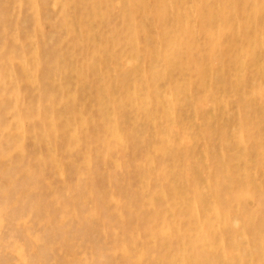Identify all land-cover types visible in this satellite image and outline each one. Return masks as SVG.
<instances>
[{"label":"rangeland","instance_id":"rangeland-1","mask_svg":"<svg viewBox=\"0 0 264 264\" xmlns=\"http://www.w3.org/2000/svg\"><path fill=\"white\" fill-rule=\"evenodd\" d=\"M70 1L72 0H35L38 9L34 13L29 0H0V10L5 15L0 23V32L7 31V37L1 39V43L7 46L14 45L10 38L17 32L20 33V40L24 42H26V35L28 37L32 35L34 42L42 40L44 35L43 39L46 41L42 47L39 46L37 49L42 58V64L37 74L38 79L42 87L48 85L54 92L56 90L55 93L60 99L55 110H58L57 112L64 121L69 120L73 128L74 126L75 129L79 128L83 143L82 146L72 149L70 139V135L73 133L72 128L65 129L67 135L55 142V153L63 168L62 175H57V171L54 172L56 169L52 168L50 163H46L43 166V177L34 180L35 188L32 193L23 194L17 201L16 198L10 196L11 194L6 195V192H0V203L5 202L4 205L12 210L15 208V211L22 207L28 208L25 202L42 198L48 207L47 217L49 218L47 220L39 216L42 214L28 213L23 221L18 220V217L11 218L10 214L13 211L11 210L10 213L9 209L5 210L1 216L3 225L0 227V264H126L125 252L115 249L118 240L126 242L127 246L129 245V250L142 253L141 262L179 264L188 256L181 244L195 243L196 225L207 219L217 223L218 232H223V234L221 233L223 236L222 246L225 249L228 248L230 238L227 227L230 222L240 221L237 218L239 210H246L257 215V223H259L255 227V235L251 226H245L244 231L239 234L237 241L240 246L250 247L248 261L241 264H264V245L261 259L258 256V251L253 248L258 238L264 239V75H262L264 74L262 71L264 64V9L255 15L252 13L253 8L251 9V7L255 2H258L257 0H148L149 2L144 0L143 6L132 2L128 12H130L135 26L138 24L141 27L137 26L136 42L130 43L127 38L128 34L125 32H128V24L131 19L128 17L129 15L123 16L120 13L117 6L119 0H116V3L115 0H100L98 3L107 1L109 5L105 16L95 20L88 13V0L72 1V3ZM65 4H68L66 6L68 10L64 8ZM81 5H84L85 9ZM161 5L166 7L168 12L160 11L163 9L160 8ZM243 7L245 11L240 10ZM173 8L179 11V14L174 11L176 16L171 13ZM180 11L182 15H180ZM79 14H84L85 17L88 16L92 20H87V27L85 26L83 29L76 25V16ZM177 16L179 20H177ZM38 17L39 19H37ZM65 18L75 21L71 20L74 23L72 32L63 29L62 21ZM246 19H248V23H251L243 25ZM91 22H93V26ZM37 24L42 26L39 32H37ZM32 27L35 28L32 29ZM50 34H52L51 37ZM85 35L88 37L86 38ZM115 37H118L119 41L112 46L110 38ZM65 38L66 40H64ZM101 48L104 50L102 51ZM172 48L176 51L173 52ZM95 50L96 57L91 60L92 64L89 66V70L84 73V77L80 78L75 73H69L66 79L62 78L61 80L60 77L55 81L48 79L47 72L54 68L56 63H60L63 67L69 64L75 69L86 63L87 54H95ZM209 52L210 54H207ZM241 52L244 53L241 54ZM121 53L126 55L125 60H121ZM68 54L71 56L70 58H66ZM211 59L215 60L217 64L212 65L214 62ZM126 63L131 64L129 68L134 74H130L124 83V89H120L116 86V80L122 68L124 70ZM202 65L206 66L207 70L201 69ZM209 65L213 68H209ZM103 83H109L110 90L107 97L109 99L117 98L118 104L103 105L100 102L99 90ZM24 85L23 102L28 99L36 100L39 95L37 87ZM65 85L70 88L72 95L62 93ZM154 91L159 92V97L153 95ZM143 110L146 111L143 112ZM13 115L14 113H10V111L2 114L0 129H4V126L9 122H14ZM202 117L204 119H201ZM191 119H193L192 122ZM38 127H40L39 122L27 120L25 131L28 134L25 137L19 136L23 148L26 150L25 159H21L18 154L11 155L9 159L0 158L1 171L6 169L4 167L6 164H10L13 170L19 171L20 159L34 168L38 167L35 155H46L49 152L48 146L32 134ZM112 128H116V134L112 133ZM197 130L200 134L197 133ZM206 137L208 138L206 139ZM243 150L247 163L239 160V164H242L248 171L252 183L256 186V191L254 189L251 198H244L243 201L233 205L230 212L223 217L225 225L222 226L219 224L221 217L214 213L215 197L219 186L215 177L223 166L229 165V160L241 156ZM87 159L90 162V169L86 171L84 181L79 182L76 170L79 169L78 167L85 170ZM172 162L174 164H170ZM237 164L238 162H236ZM21 178L22 175H18L16 180L20 181ZM5 182V178L0 174V186L4 189L6 188ZM236 184H234V188L237 187ZM200 195L205 201L203 207H193L192 210L189 209L192 212H189L186 203H192ZM57 196L65 201L71 200V202L64 209L60 208L57 206ZM8 199L10 200L8 201ZM139 199L143 205L140 204ZM183 203L185 206L181 205ZM80 208L82 209L80 210ZM117 208L121 209L120 221L113 213ZM103 209L107 212L103 213ZM234 209L236 210L234 211ZM178 219L183 221L181 223L183 227H180V230L177 229ZM164 227L169 229L168 236L162 232ZM32 236L37 237L38 241L33 240ZM35 242L36 244H34ZM12 244H19L21 252L24 257L28 258V262L25 263L19 259L12 249ZM204 249L205 251L201 252L206 254L209 263L218 264L214 260L215 252L207 248ZM180 257L181 260H179ZM185 264H189V261L187 260Z\"/></svg>","mask_w":264,"mask_h":264},{"label":"bare ground","instance_id":"bare-ground-1","mask_svg":"<svg viewBox=\"0 0 264 264\" xmlns=\"http://www.w3.org/2000/svg\"><path fill=\"white\" fill-rule=\"evenodd\" d=\"M32 4L31 8L34 10V13L37 11L38 9V5H36L35 0H29ZM37 1V0H36ZM74 2H77L78 0H72ZM72 1H70V3H72ZM100 0H88V13L90 15V17L92 19H100V17L105 16V13L107 12L106 9L108 8V3L107 1H103L101 3H98ZM147 2H149L148 0H146ZM167 1V0H165ZM169 1V0H168ZM187 1V0H186ZM258 2H255L254 5L251 7V9L253 10L252 13L257 14L258 12H260V10L264 9V0H257ZM60 2V1H59ZM63 2V1H62ZM132 2H137L139 6H143L144 5V0H119L117 6L119 7V11L123 16H128L131 19L130 16V12H128L130 6H132ZM214 2V1H213ZM18 3V2H16ZM116 3V0H115ZM166 3V2H165ZM181 3V2H180ZM248 3V2H247ZM4 4V3H3ZM64 4V3H62ZM61 4V5H62ZM150 4V3H149ZM172 4V3H171ZM168 5V4H167ZM185 5V4H184ZM188 5V4H187ZM233 5V3H232ZM63 6V5H62ZM68 6V4L64 6L65 10H68L66 7ZM75 6V5H74ZM157 6V5H156ZM245 8L246 5L244 4ZM248 6V5H247ZM81 7L83 9H85L84 5H81ZM80 7V8H81ZM170 7V6H169ZM184 7V6H183ZM164 13L168 12L167 8L164 7L163 5H161L160 7ZM180 8V7H177ZM188 8V7H185ZM193 8V7H192ZM239 8V7H238ZM244 8V7H243ZM240 8V10H244L245 8ZM70 9V8H69ZM72 9V8H71ZM182 9V8H181ZM64 10V11H65ZM74 10V9H73ZM149 10V9H148ZM158 10V9H157ZM156 10V11H157ZM170 10V9H169ZM173 11H171L172 15H174V13L178 12V9H172ZM198 10V9H196ZM224 10V9H223ZM239 11V9H237ZM75 11V10H74ZM106 11V12H105ZM175 11V12H174ZM182 11V10H181ZM180 11V15H182ZM186 11V9H185ZM191 11V10H190ZM212 11V10H211ZM31 12V11H30ZM39 12V11H38ZM56 12V11H55ZM54 12V14H55ZM83 12V11H82ZM209 12V11H208ZM213 12V11H212ZM262 12V11H261ZM67 13V11H66ZM65 13V14H66ZM149 13V12H148ZM155 13V12H154ZM163 13V14H164ZM184 13V12H183ZM234 13L235 10H234ZM33 14V13H32ZM53 14V15H54ZM62 14V13H61ZM73 14V13H72ZM147 14V13H146ZM145 14V15H146ZM151 14V13H150ZM153 14V13H152ZM245 14V13H244ZM38 15V14H37ZM162 15V14H161ZM170 15V14H169ZM177 14H175L174 16H176ZM179 15V17H181ZM261 15V14H259ZM10 16V15H9ZM155 16V15H154ZM163 16V15H162ZM225 16V15H224ZM5 15L1 12L0 10V23L3 21ZM7 17V16H6ZM33 17V16H32ZM37 17V16H36ZM76 25L80 28L83 29L86 26V22L88 21H92L90 18H88V16L85 17L84 14H79L78 16H76ZM177 16V20H179V18ZM9 18V17H8ZM35 18V17H34ZM59 18V17H58ZM144 18V17H143ZM162 18V17H161ZM209 18V17H208ZM248 18V17H247ZM36 19V18H35ZM39 19V17L37 18ZM63 19V18H62ZM70 18H65L62 21V27L63 29H66L68 32H72L74 27L73 26V22L74 20H69ZM109 19V18H107ZM264 19V18H263ZM142 20V19H141ZM140 20V21H141ZM147 20V19H146ZM165 20V19H164ZM216 21V19H214ZM38 21V20H37ZM40 21V20H39ZM56 21V20H55ZM60 21V20H59ZM101 21V20H100ZM149 21V20H148ZM168 21V20H167ZM181 21V20H180ZM222 21V20H221ZM238 21V20H237ZM264 21V20H263ZM41 22V21H40ZM47 22V21H46ZM75 22V21H74ZM157 22V21H156ZM171 22V21H170ZM174 22V21H173ZM256 22V21H255ZM39 23V22H38ZM53 23V22H52ZM56 23V22H55ZM143 23V22H142ZM181 23V22H180ZM202 23V22H201ZM233 23V22H232ZM241 23V22H240ZM251 23V22H249ZM248 19H246L243 23V25H248ZM263 23V22H262ZM93 24V22H91V25ZM99 24V23H98ZM140 24V23H139ZM144 24V23H143ZM239 24V23H238ZM255 24V23H254ZM12 25V24H11ZM23 25V24H22ZM90 25V26H91ZM174 25V23H173ZM93 26V25H92ZM128 32L126 31L125 33H127V38L130 41V43H135L136 42V37H137V32H138V27H141L140 25L134 24V21L129 22L128 24ZM138 26V27H137ZM188 26V25H186ZM206 26V25H205ZM213 26V25H212ZM235 26V25H234ZM1 27H3L1 25ZM6 27V26H4ZM16 27V26H15ZM57 27H59L57 25ZM87 27V26H86ZM98 27V26H97ZM100 27V26H99ZM189 27V26H188ZM203 27V26H202ZM246 27V26H245ZM245 27L243 28V31L245 29ZM263 27V25H262ZM9 28V27H8ZM26 28V27H25ZM24 28V29H25ZM35 27H32V29ZM37 32H39L40 28H42V26L40 24H37ZM60 28V27H59ZM93 28V27H92ZM102 28V27H101ZM148 28V27H147ZM161 28V27H160ZM204 28V27H203ZM222 28V27H221ZM234 28V27H233ZM240 28V27H239ZM247 28V27H246ZM249 28V27H248ZM259 28V27H258ZM10 29V28H9ZM15 29V28H14ZM55 29V27H54ZM190 29V28H188ZM202 29V28H201ZM223 29V28H222ZM231 29V28H230ZM242 29V28H240ZM257 29V28H256ZM5 30V28H4ZM27 30V29H26ZM45 30V29H43ZM58 30V29H56ZM85 30V29H84ZM147 30V29H146ZM149 30V29H148ZM234 30V29H233ZM238 30V29H237ZM14 31V30H13ZM83 31V30H82ZM93 31V29H92ZM118 31V30H117ZM204 31V30H203ZM241 31V30H240ZM263 31V30H262ZM2 32V31H1ZM0 32V118L2 117L3 113H8L10 111L14 113V115L12 116V118L14 119V122H9L8 124H6L4 126V129H0V158L2 159H9V157L13 154H18L20 155L21 159H25L26 156V150H24L23 145L21 140L19 139V136H24L26 134H28L25 131V123L27 122V120H35L37 122L40 123V127L36 128L35 131H33L35 136H37V138L42 141L44 144H46L49 148V152L46 155H42V154H37L35 155V160L37 161L38 167L34 168L29 164H26L25 162H22V160L20 159L21 163H20V167L18 168L19 171H15L11 168L10 164H6L4 167L6 169H3V171H1L0 169V174L3 175V177L5 178L6 182H5V189L0 186V192L5 193L6 195L11 194L10 196H13V198L18 201L20 199V196H23V194H28V193H32V191L35 188V182L34 180L36 178H42L43 177V166L46 165V163H50L52 168L56 169L54 170L57 171V175H62L63 174V168L61 166V163L58 159V157L56 156V151H55V142L63 137L66 136V131L65 129L68 128H72L73 133L70 135V139L72 142V149L80 147L83 145L82 141H81V137H80V133H79V128L75 129L76 127L74 126V128L71 125V122L69 120L64 121L63 117L55 110L56 104L59 101L60 97H58V95L52 90V87L49 88L48 85L42 87L40 80L38 79V71L40 70V65L42 64V58L40 53L37 51L39 46H43L45 43V39L44 35L42 36V40L34 42L33 38L29 35H26V42L21 41L20 40V33H14L12 34L11 38L12 39V43H14V45H4L1 43V39H4V37L7 34V31L5 30L3 33ZM10 32V31H9ZM28 32V30H27ZM42 32V31H41ZM95 32V30H94ZM144 32V31H143ZM193 32V31H192ZM234 32V31H233ZM250 33H252L249 30ZM60 34V32H58ZM86 33V32H85ZM147 33V32H146ZM229 33V32H228ZM246 33V32H245ZM24 34V33H23ZM30 34V33H28ZM31 34H33L31 32ZM43 34V32L41 33ZM75 34V33H74ZM179 34V33H178ZM214 34V33H213ZM247 34V33H246ZM40 35V34H38ZM37 35V36H38ZM52 34H50L51 37ZM110 35V34H109ZM113 35V34H111ZM118 35V34H117ZM235 35V34H234ZM264 35V34H263ZM66 36V35H65ZM86 36V35H85ZM120 36V34H119ZM163 36V35H162ZM223 36V35H222ZM261 36V35H260ZM7 37V36H6ZM9 37V35H8ZM39 37V36H38ZM67 37V36H66ZM70 37V36H69ZM88 37V35L86 36V38ZM95 37V36H94ZM237 37V36H236ZM64 38V37H63ZM170 38V37H169ZM225 38V37H224ZM247 38L249 39V36H247ZM246 38V40H247ZM253 38V37H252ZM260 38V37H259ZM6 39V38H5ZM118 37L115 38H110V43H112L111 45L113 46L114 44H116L119 40ZM139 39V38H138ZM176 39V38H175ZM194 39V38H193ZM207 39V38H206ZM213 39V37H212ZM256 39V38H255ZM258 39V38H257ZM28 40V42H27ZM66 40V38L64 39ZM109 41V39H107ZM127 40V41H128ZM171 40V38H170ZM169 40V41H170ZM209 40V39H208ZM211 40V39H210ZM218 39H216L217 41ZM253 40V39H251ZM126 41V42H127ZM128 41V42H129ZM219 41V40H218ZM4 42V41H3ZM39 42V43H38ZM49 42V40H48ZM208 42V41H207ZM221 42V41H220ZM258 43V41H256ZM260 42V41H259ZM50 43V42H49ZM140 43V42H139ZM167 43H169L167 41ZM234 43V42H233ZM7 44V43H6ZM97 44V43H96ZM127 44V43H126ZM199 44V43H198ZM259 44V43H258ZM34 45V46H32ZM47 45V44H46ZM128 45V44H127ZM134 45V44H133ZM57 46V45H56ZM136 46V45H135ZM68 47V46H67ZM66 47V48H67ZM109 47V46H108ZM36 48V49H35ZM45 48V47H44ZM65 48V50H66ZM104 48V47H103ZM139 48V47H138ZM137 48V49H138ZM141 48V47H140ZM144 48V47H142ZM146 48V47H145ZM69 49V48H68ZM106 49V48H105ZM134 49V48H133ZM218 49V48H217ZM264 49V48H263ZM101 50L103 51L104 49L101 48ZM173 52L176 51L175 49H171ZM227 50V49H226ZM230 50V49H229ZM255 50V49H254ZM261 50V49H260ZM100 51V50H99ZM169 51V50H168ZM242 51V49H241ZM64 52V51H63ZM62 52V53H63ZM159 52V50H158ZM51 53V52H50ZM244 53V52H243ZM241 52V54H243ZM247 53V51H246ZM122 54V53H121ZM207 54H210L207 53ZM57 55V54H56ZM246 55V54H244ZM71 56L68 54L66 56V58H70ZM96 57V50H95V54H87V62L84 63L83 65L76 67L75 69L72 68V66L70 67L69 64H67L66 66H61L60 63H56L55 67L50 69L47 72V76L48 79L50 78L51 81H55L58 77L63 79H66V77L69 75V73H75L76 75H78L80 78L84 77V73L87 72L89 70V66H91V60L95 59ZM106 57V56H105ZM121 57V56H120ZM246 57V56H245ZM216 58V57H215ZM214 58V59H215ZM256 58V57H255ZM44 59H46L44 57ZM118 59V58H117ZM115 59V60H117ZM125 60L126 59V55L122 54L121 60ZM212 60V59H211ZM217 60V58L215 59ZM212 60V62H214L212 65H216L217 63H215L216 61ZM241 60V59H240ZM243 60V59H242ZM263 61V60H262ZM44 62V61H43ZM58 62V61H55ZM78 62V61H77ZM218 62V61H217ZM76 63V62H75ZM261 63V62H260ZM80 64V63H79ZM259 64V63H258ZM131 65V64H130ZM130 65L128 63L125 64L124 70L122 68V71L119 72L117 80H116V86L120 89H124V83L126 81V79L130 76V74H134L133 71L129 68ZM199 65V64H198ZM197 65V66H198ZM206 65V64H205ZM236 65V64H235ZM243 65V64H242ZM238 66V65H237ZM240 66V65H239ZM212 66L209 65V68H211ZM243 67V66H240ZM261 67V66H260ZM263 70L264 71V64L262 65ZM133 68V67H132ZM201 69H205L207 70L206 66L202 65L200 67ZM208 68V69H209ZM213 68V67H212ZM234 68V67H233ZM239 69V68H238ZM242 69V68H241ZM93 70V69H92ZM121 70V67H120ZM240 70V69H239ZM238 70V71H239ZM217 72V71H216ZM236 72V71H235ZM165 74V73H164ZM205 74V72H204ZM219 75V74H218ZM264 75V74H262ZM212 76V75H211ZM72 78V77H71ZM177 79V78H176ZM60 80V79H59ZM119 80V81H118ZM182 80V79H181ZM70 81V80H69ZM66 82V81H65ZM52 83V82H51ZM59 83V82H58ZM63 83V82H62ZM80 83V82H79ZM181 83V82H180ZM179 83V84H180ZM183 83V82H182ZM24 84H28L31 87H37L38 91H39V95L38 98L36 100L31 99V100H27L25 102H23V96H24V90L23 87L25 86ZM161 84V83H159ZM175 84V83H174ZM264 85V84H263ZM166 86V85H165ZM62 87V86H61ZM60 87V88H61ZM84 88V87H83ZM161 88V87H160ZM165 88V87H164ZM163 88V89H164ZM74 89V88H73ZM76 89V87H75ZM87 89V88H86ZM180 89V88H179ZM81 90V89H80ZM109 90H110V85L109 83H103L102 88L99 90V100L103 105H116L119 103L117 98H113V99H109L108 94H109ZM127 90V89H126ZM164 91V90H163ZM178 91V90H177ZM76 92V91H75ZM62 93L64 95H72V92L70 90V88L65 85L63 87ZM180 93V92H178ZM88 94V93H87ZM60 95V94H59ZM85 95V94H84ZM83 95V96H84ZM131 95V94H130ZM153 95H155L156 97L159 95L158 91H154ZM164 95V94H163ZM92 96V95H90ZM95 96V94H94ZM32 98V96H30ZM111 97V96H110ZM159 97V96H158ZM25 98V97H24ZM93 98V97H92ZM95 98V97H94ZM177 98V96H176ZM75 99V98H74ZM78 99V98H77ZM232 99V98H231ZM171 102V101H170ZM79 103V102H78ZM190 103V102H189ZM193 103V101H192ZM129 104V103H128ZM58 105V104H57ZM92 105V104H91ZM127 105V102H126ZM194 105V104H193ZM74 106V105H73ZM130 107V106H129ZM189 108V107H188ZM59 109V108H58ZM74 109V108H73ZM196 109V108H195ZM70 110H71V106H70ZM128 110V109H127ZM187 110V109H186ZM197 110V109H196ZM66 111V110H65ZM74 111V110H73ZM87 111V110H86ZM125 111V110H124ZM146 110H143V112ZM154 111V110H153ZM159 111V110H158ZM120 112V111H119ZM133 112V111H132ZM142 112V111H141ZM73 113V112H72ZM127 113V112H126ZM135 113V112H134ZM190 113V112H189ZM89 114V112H88ZM124 114V113H123ZM133 114V113H132ZM188 114V113H187ZM6 115V114H5ZM74 115V114H73ZM179 115V114H178ZM184 115V114H183ZM189 115V114H188ZM9 116V115H8ZM124 116V115H123ZM122 116V117H123ZM234 116V115H232ZM10 117V116H9ZM132 117V116H131ZM134 117V116H133ZM142 117V116H141ZM187 117V116H186ZM201 117V116H200ZM11 118V117H10ZM171 118V117H170ZM94 119V118H93ZM201 119H204L203 117ZM121 120V119H120ZM119 120V121H120ZM193 119H191L192 122ZM12 121V120H10ZM108 121V120H107ZM234 121V120H233ZM232 121V122H233ZM138 122V121H137ZM161 122V121H160ZM159 122V123H160ZM92 123V122H91ZM94 123V122H93ZM143 123V122H142ZM147 123V122H146ZM158 123V124H159ZM172 123V122H171ZM234 123V122H233ZM78 124V123H77ZM120 124V123H119ZM154 124V122H153ZM178 124V123H177ZM203 124V123H202ZM197 125V124H196ZM208 125V124H207ZM236 125V124H235ZM239 125V124H238ZM242 125V124H241ZM240 125V126H241ZM114 126V125H112ZM160 127V126H159ZM28 129V127H26ZM121 128V127H120ZM129 128V127H128ZM162 128V127H161ZM215 128V127H214ZM130 129V128H129ZM195 129V128H194ZM206 129V128H205ZM213 129V128H212ZM241 129V127H240ZM261 129V128H260ZM70 130V129H69ZM112 133L116 134V128H112ZM124 130V129H123ZM220 131H222L221 129H219ZM235 130V129H233ZM238 130V129H237ZM25 131V132H24ZM28 131V130H27ZM157 131V130H156ZM173 131V128H172ZM198 131V130H197ZM224 131V130H223ZM70 132V131H69ZM209 132V131H208ZM236 132V131H235ZM242 132V131H241ZM261 132V131H260ZM264 132V130H263ZM199 133V131L197 132ZM211 133V132H210ZM135 134V133H134ZM148 134V133H147ZM200 134V133H199ZM208 134V133H207ZM212 134V133H211ZM263 134V133H262ZM112 135V134H111ZM182 135V134H181ZM110 136V135H109ZM207 136V135H206ZM111 137V136H110ZM173 137V136H172ZM189 137V136H188ZM195 137V136H194ZM209 138H211V136H208ZM206 137V139L208 138ZM32 138V137H31ZM174 138V137H173ZM183 138V137H182ZM192 138V137H191ZM104 139V138H103ZM155 139V138H153ZM190 139V138H189ZM224 139V138H223ZM37 140V139H36ZM137 140V139H136ZM235 140V139H234ZM38 141V140H37ZM70 141V140H69ZM104 141V140H103ZM135 141V140H134ZM155 141V140H154ZM194 141V140H193ZM244 141V140H243ZM89 142V141H88ZM116 142V140H115ZM131 142V141H130ZM208 142V140H207ZM222 142V141H221ZM240 142V141H239ZM117 143V142H116ZM115 143V144H116ZM127 143V141H126ZM216 143V142H215ZM214 143V144H215ZM58 144V143H57ZM98 144V143H97ZM112 144V143H111ZM118 144V143H117ZM116 144V145H117ZM197 144V142H196ZM201 144V143H200ZM199 144V145H200ZM243 144V143H242ZM254 144V143H253ZM59 145V144H58ZM57 145V146H58ZM89 145V144H88ZM129 145V144H128ZM137 145V144H136ZM153 145V144H152ZM157 146V145H156ZM191 146V145H190ZM202 146V145H201ZM215 146V145H214ZM45 147V146H44ZM43 147V148H44ZM99 147V146H98ZM136 147V146H135ZM134 147V149H135ZM195 148V146H193ZM60 148V147H59ZM63 148V146H62ZM100 148V147H99ZM107 148V147H106ZM167 148V147H166ZM192 148V147H191ZM211 148V147H210ZM239 148V147H238ZM256 148V147H255ZM26 149V148H25ZM127 149V148H126ZM133 149V151H134ZM232 149V148H231ZM245 149V146H244ZM30 150V149H29ZM94 150V149H93ZM192 150V149H191ZM152 151V150H151ZM196 151V150H195ZM37 152V151H36ZM64 152V151H63ZM94 152V151H93ZM129 152V151H128ZM131 152V151H130ZM212 152V151H211ZM216 152V151H214ZM220 152V151H219ZM34 153V152H33ZM32 153V154H33ZM78 153V152H77ZM169 153V152H168ZM224 153V152H223ZM234 153V152H233ZM232 153V154H233ZM129 154V153H128ZM142 154V153H141ZM210 154V152H209ZM225 154V153H224ZM148 155V154H146ZM153 155V154H152ZM168 155V154H167ZM253 155V154H252ZM59 156V155H58ZM74 156V155H73ZM77 156V155H76ZM150 156V155H149ZM161 156V155H160ZM222 156V155H221ZM226 156V155H225ZM60 157V156H59ZM80 157V156H79ZM14 158V157H13ZM62 158V157H61ZM67 158V157H66ZM143 158V157H142ZM226 158V157H225ZM15 159H17L15 157ZM76 159V157H75ZM162 159V158H160ZM68 160V159H67ZM108 160V159H107ZM128 160V159H127ZM189 160V158H188ZM238 160V161H237ZM239 160H243L242 162L247 163V160L245 158V153L244 150L242 151V155L238 156V158H233L231 160H229V165L228 166H223V168L218 172V175H216L215 177V181L218 182L219 186L216 192V197H215V203H214V213L219 215L221 217L220 219V225L224 226L225 222L223 217L230 212V210L232 209L233 205L239 201H243L244 198H251V195L255 189L256 186H254V184L251 181L250 175L248 173L247 170H245V167L242 166V164H239ZM24 161V160H23ZM106 161V160H105ZM121 161V160H120ZM133 161V160H132ZM137 161V160H136ZM35 162V161H34ZM95 162V161H93ZM97 162V161H96ZM123 162V161H121ZM139 162V161H138ZM167 162V161H166ZM236 162H238V164L236 165ZM240 162V163H242ZM5 163V162H4ZM73 163V162H72ZM76 163V162H75ZM86 166H85V170L81 169L80 167H78L79 169L76 170L77 174H78V180L79 182L84 181L85 176H86V171L90 169V162L88 161V159L86 160ZM100 163V162H99ZM134 163V162H133ZM216 163V162H215ZM77 164V163H76ZM170 164H174L173 162ZM213 164V163H212ZM221 164V163H218ZM250 164V163H249ZM66 165V164H65ZM103 165V164H101ZM111 165V163H110ZM188 165V164H187ZM73 166V165H72ZM162 166V165H161ZM249 166V165H248ZM82 167V166H81ZM84 167V166H83ZM110 167V166H109ZM177 167V166H176ZM212 167V166H211ZM46 168V167H45ZM65 168V167H64ZM73 168V167H72ZM106 168V167H105ZM104 168V169H105ZM220 168V166H219ZM71 169V168H70ZM109 169V168H108ZM120 169V168H119ZM202 169V168H201ZM247 169V168H246ZM255 169V168H254ZM123 170V169H122ZM135 170V169H134ZM200 170V169H199ZM50 171V169H49ZM137 171V170H135ZM147 171V170H146ZM159 171V170H158ZM201 171V170H200ZM215 171V170H214ZM256 171V169H255ZM74 172V169H73ZM148 172V171H147ZM173 172V171H172ZM175 172V171H174ZM184 172V171H183ZM202 172V171H201ZM104 173V172H103ZM222 173V175H221ZM52 174V173H51ZM171 174V173H170ZM179 174V173H178ZM202 174V173H201ZM254 174V173H253ZM21 176L22 178L20 181L16 180L17 176ZM149 175V173H148ZM195 175V174H194ZM211 175V174H210ZM258 175V174H257ZM54 176V175H53ZM92 176V175H91ZM102 176V175H101ZM109 176V175H108ZM180 176V175H179ZM200 176V175H199ZM255 176V175H254ZM63 178V177H62ZM115 178V177H114ZM255 178V177H254ZM53 179V178H52ZM58 179V178H57ZM64 179V178H63ZM112 179V178H111ZM128 179V177H127ZM136 179V178H135ZM157 179V177H156ZM175 179V178H174ZM212 179V178H211ZM214 179V178H213ZM40 180V179H39ZM65 180V179H64ZM133 180V179H132ZM158 180V179H157ZM197 180V179H196ZM201 180V179H200ZM63 181V180H62ZM61 181V182H62ZM110 181V180H109ZM139 181V180H138ZM173 181V180H172ZM184 181V180H183ZM18 182V183H17ZM48 182V181H46ZM154 182V181H153ZM175 182V181H174ZM203 182V181H202ZM43 183V182H41ZM64 183V182H63ZM145 183V182H144ZM204 183V182H203ZM215 183V182H213ZM236 184L237 187L234 188V184ZM51 185V184H50ZM58 185V184H57ZM62 185V184H61ZM64 185V184H63ZM67 185V184H66ZM72 185V184H71ZM75 185V184H74ZM87 185V184H86ZM139 185V184H138ZM137 185V186H138ZM39 187V185H37ZM124 186V185H123ZM151 186V185H150ZM183 186V185H182ZM181 186V187H182ZM212 186V185H211ZM43 187V186H42ZM58 187V186H57ZM110 187V186H109ZM224 187V189H223ZM71 188V187H70ZM85 188V187H84ZM96 188V187H95ZM94 188V190H95ZM98 188V187H97ZM165 188V187H164ZM175 188V187H174ZM194 188V187H193ZM202 188V187H201ZM39 189H41L39 187ZM46 189V187H45ZM48 189V188H47ZM92 189V188H90ZM123 189V188H122ZM125 189V188H124ZM168 189V188H167ZM185 189V188H184ZM208 189V188H207ZM260 189V187H259ZM257 189V190H259ZM7 190V191H6ZM58 190V188H57ZM63 190V188H62ZM76 190V189H75ZM79 190V189H78ZM87 190V189H86ZM98 190V189H97ZM96 190V191H97ZM106 190V189H105ZM109 190V189H108ZM186 190V189H185ZM188 190V189H187ZM262 190V189H261ZM52 191V190H51ZM49 191V192H51ZM110 191V190H109ZM180 191V190H179ZM202 191V190H201ZM256 191V189H255ZM41 192H43L41 190ZM100 192V191H99ZM108 192V191H107ZM117 192V191H116ZM181 192V191H180ZM186 192V191H185ZM46 193V192H45ZM76 193V192H75ZM133 193V192H132ZM205 193V192H204ZM213 193V192H212ZM67 194V193H66ZM102 194V193H101ZM105 194V193H104ZM150 194V193H149ZM37 195V194H36ZM51 195V194H50ZM92 195V194H90ZM128 195V193H127ZM130 195V194H129ZM133 195V194H131ZM153 195V194H151ZM172 195V194H171ZM9 196V197H10ZM30 196V195H29ZM109 196V195H108ZM174 196V195H173ZM208 196V195H206ZM253 196V195H252ZM36 198V196H34ZM106 197V196H105ZM104 197V198H105ZM167 197V196H166ZM175 197V196H174ZM79 198V197H78ZM120 198V197H119ZM209 198V197H208ZM254 198V197H253ZM49 199V198H48ZM47 199V200H48ZM68 199V198H67ZM74 199V198H73ZM93 199V198H92ZM155 199V198H154ZM168 199V198H167ZM6 200V199H5ZM10 199H8L9 201ZM29 200V199H28ZM50 200H52L50 198ZM57 206L60 208H65L67 206V204H69L71 202V200L69 201H65L61 198H59L57 196ZM96 200V199H95ZM107 200V199H105ZM124 200V199H123ZM157 200V198H156ZM178 200V199H177ZM99 201V200H98ZM108 201V200H107ZM116 201V200H115ZM246 201V200H245ZM254 201V200H253ZM74 202V201H73ZM88 202V201H87ZM140 202V199H139ZM204 199L203 196L200 195L199 198H197L196 200H194L192 203H186V206L188 207V211L192 212L190 210L193 209V207H203L204 204ZM209 202V201H208ZM263 202V201H262ZM19 203V202H18ZM118 203V202H117ZM157 203V202H156ZM169 203V202H168ZM171 203V202H170ZM182 203V202H181ZM4 203H0V227H2L3 225V218H1V216L4 214L5 210L9 209L8 206L4 205ZM17 204V203H16ZM26 206L28 208H20L18 210H14L15 208L9 209L10 213L11 210L13 211L10 214L11 218H16L18 217V220H23L24 218H26V215L28 213L30 214H42L39 215L42 218L47 219V211H48V207L46 206V204L42 201V198H38L36 200H31V202H25ZM24 204V205H25ZM28 204V205H27ZM54 204V203H53ZM124 204V203H123ZM122 204V205H123ZM127 204V203H126ZM132 204V203H131ZM141 205L142 202H140ZM206 204V203H205ZM258 204V203H257ZM93 205V203H92ZM95 205V204H94ZM108 205V204H107ZM154 205V204H153ZM157 205V204H156ZM181 205H184L181 204ZM209 205V204H208ZM259 205V204H258ZM54 206V205H53ZM82 206V205H81ZM87 206H89L87 204ZM135 206V204H134ZM180 206V205H179ZM185 206V205H184ZM255 207V206H254ZM258 207V206H257ZM68 208V207H67ZM183 208V207H182ZM259 208V207H258ZM82 208H80L81 210ZM142 209V208H141ZM140 209V210H141ZM145 210L147 209L144 208ZM190 209V210H189ZM84 210V209H83ZM210 210V209H209ZM236 209H234L235 211ZM167 211V210H165ZM240 212L237 213V218L240 221H234V222H230V224L227 227V232H228V237L230 238V246L228 248H224L222 246V239H223V232L221 231L220 233L218 232L217 228V223L215 224L212 220L207 219L204 222H201L199 225H196L195 231H197V234L195 236L196 241L193 244H181L182 249H184V252L186 253L187 259L182 260L179 264H185V262L188 260L189 264H210L209 261L207 260L206 254L202 253L201 251H205L204 248L210 249V251H214L215 252V258L214 260L218 263V264H241L244 261H248V252H250V247H243L240 246V244L238 243L237 239L239 237V234L242 233V231H244L245 226H251L252 227V231H254V235H255V227H257V221H258V216L254 215L252 213L247 212L246 210H239ZM107 212V210L103 209V213ZM253 212V211H252ZM101 213V212H100ZM112 213V212H111ZM113 213L116 214V219H118L119 221L121 220V209L117 208L113 211ZM148 213V212H147ZM259 213V212H257ZM87 214V213H86ZM85 214V215H86ZM124 214V213H123ZM141 214V213H140ZM182 214V213H181ZM84 215V216H85ZM126 215V214H125ZM147 215V214H146ZM184 215V213H183ZM182 215V216H183ZM30 216V215H29ZM32 216V215H31ZM69 216V215H68ZM83 216V215H82ZM108 216V215H107ZM170 216V215H169ZM180 216V215H179ZM98 217V216H97ZM145 217V216H144ZM156 217V215H155ZM235 217V215H234ZM10 218V219H11ZM29 218V217H27ZM40 218V217H38ZM67 218V217H65ZM64 218V219H65ZM94 218V217H93ZM107 218V217H106ZM115 218V217H114ZM128 218V217H127ZM150 218V217H149ZM33 219V218H32ZM49 219V218H48ZM47 219V220H48ZM59 219V218H58ZM78 219V218H77ZM158 219V218H156ZM234 219V218H233ZM39 220V219H38ZM71 220V219H70ZM79 220V219H78ZM91 220V219H90ZM94 220V219H93ZM126 220V219H125ZM128 220V219H127ZM141 220V219H140ZM24 221V220H23ZM29 221V220H28ZM44 221V220H43ZM68 221V220H67ZM81 221V220H79ZM124 221V220H123ZM64 222V221H62ZM89 222V221H88ZM105 222V221H104ZM138 222V220H137ZM183 222V221H182ZM179 219H178V223H177V229L180 230V227H183L181 225L182 223ZM186 222V221H185ZM30 223V222H29ZM40 223V222H39ZM47 225V223H45ZM55 224V223H54ZM129 224V223H128ZM155 224V223H154ZM157 224V223H156ZM31 225V224H30ZM42 225V224H41ZM59 225V224H58ZM67 225H69L67 223ZM187 225V224H186ZM27 226V225H24ZM40 226V225H39ZM57 226V225H56ZM70 226V225H69ZM101 226V225H100ZM113 226V225H112ZM121 226V225H120ZM152 226V225H151ZM29 227V226H28ZM27 227V228H28ZM55 227V226H54ZM67 227V226H66ZM78 227V226H76ZM102 227V226H101ZM116 227V226H115ZM173 227V226H172ZM12 228V227H11ZM26 228V227H25ZM24 228V229H25ZM71 228V227H70ZM157 228V227H156ZM191 228V227H190ZM19 229V227H18ZM69 229V228H68ZM112 229V228H111ZM72 230V229H71ZM248 230V229H247ZM245 230V231H247ZM66 231V229H65ZM251 231V232H252ZM35 232V231H34ZM101 232V231H100ZM162 232L164 235L169 234V229L167 227H164L162 229ZM175 232V231H174ZM194 232V231H193ZM31 233V232H30ZM29 233V235H30ZM97 233V232H96ZM102 233V232H101ZM184 233V232H183ZM222 233V234H221ZM113 234V233H112ZM119 234V233H118ZM142 234V233H141ZM158 234V233H157ZM75 235V234H74ZM133 235V234H132ZM186 235V234H185ZM225 235V234H224ZM257 235V234H256ZM27 236V235H26ZM38 236H40L38 234ZM101 236V235H100ZM107 236V235H106ZM177 236V235H176ZM1 237V236H0ZM31 237V236H30ZM29 237V238H30ZM33 237V236H32ZM76 237V236H75ZM78 237V236H77ZM81 237V236H80ZM141 237V236H140ZM146 237V236H145ZM178 237V236H177ZM242 237V236H241ZM258 237H259V233H258ZM261 237V236H260ZM68 238V237H67ZM101 238V237H100ZM111 238V237H110ZM128 238V237H127ZM256 238V237H255ZM61 239V238H60ZM160 239V238H159ZM193 239V238H192ZM249 239V238H248ZM7 240V238H6ZM19 240V239H18ZM33 240L38 241V238H34ZM53 240V239H52ZM64 240V239H63ZM107 240V239H106ZM130 240V239H129ZM170 240V239H169ZM42 241V238H41ZM40 241V242H41ZM73 241V240H72ZM135 241V240H134ZM185 241V240H184ZM97 242V241H96ZM110 242V241H109ZM167 242V241H165ZM224 242V241H223ZM42 243V242H41ZM80 243V240H79ZM144 243V242H143ZM152 243V242H151ZM181 243V241H180ZM248 243V242H247ZM36 244V242L34 243ZM77 244V243H76ZM75 244V245H76ZM129 244V243H128ZM254 244V243H253ZM39 245V244H38ZM37 245V246H38ZM51 245V244H50ZM246 245V244H245ZM263 245H264V239H260L258 238V240L255 243V246L253 247L254 249H256L258 251V256L261 259L263 257ZM36 246V247H37ZM83 246V245H82ZM98 246V245H97ZM129 246V245H128ZM128 246L126 244V242H123L121 240L117 241V244L115 246L116 250H120V251H124L126 254V264H147L144 263L142 260V253L138 252V251H131L128 249ZM143 246V245H142ZM178 246V245H177ZM93 247V246H92ZM111 247V245H110ZM61 248V247H60ZM65 248V247H64ZM63 248V249H64ZM102 248V247H101ZM241 248H244L243 250ZM12 249L14 251V253L16 255H18L19 259L22 262H28V258L24 257V255L21 252V247L19 246V244H12ZM31 249V247H30ZM35 249V248H34ZM109 249V248H107ZM164 249V248H163ZM5 251V250H4ZM24 251V250H23ZM31 251V250H30ZM86 251V250H85ZM64 252V251H63ZM78 252V251H77ZM83 252V251H82ZM87 252V251H86ZM110 252V251H109ZM160 252V251H159ZM183 252V251H182ZM24 253V252H23ZM89 253V252H88ZM118 253V252H117ZM116 253V254H117ZM58 254V253H57ZM147 254V253H146ZM84 255V254H83ZM90 255V254H89ZM30 256V255H29ZM101 256V255H100ZM146 256V255H145ZM164 256V255H163ZM6 257V256H5ZM78 257V256H77ZM160 257V256H159ZM7 258V257H6ZM5 258V259H6ZM87 258V257H86ZM91 258V257H90ZM110 258V257H109ZM163 258V257H162ZM83 259V258H82ZM81 259V260H82ZM123 259V258H122ZM172 259V258H171ZM170 259V260H171ZM17 260V259H16ZM30 260V259H29ZM52 260V259H51ZM79 260V259H78ZM124 260V259H123ZM146 260V259H145ZM181 260V257L180 259ZM207 260V261H206ZM7 261V260H6ZM90 261V260H88ZM96 261V260H95ZM105 261V260H104ZM103 261V262H104ZM125 261V260H124ZM175 261V260H174ZM250 261V259H249ZM38 262V261H37ZM20 263V262H19ZM40 263V262H39ZM45 263V262H44ZM84 263V262H83ZM99 263V262H98ZM101 263V262H100ZM122 263V262H121ZM158 263V262H157ZM4 264V263H3ZM166 264H175L174 262H167ZM216 264V263H215Z\"/></svg>","mask_w":264,"mask_h":264}]
</instances>
